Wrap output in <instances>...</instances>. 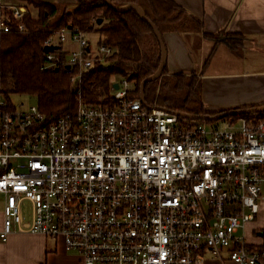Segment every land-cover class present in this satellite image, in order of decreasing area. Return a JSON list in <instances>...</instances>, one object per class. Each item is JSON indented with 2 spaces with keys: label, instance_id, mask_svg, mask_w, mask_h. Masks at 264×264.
Segmentation results:
<instances>
[{
  "label": "built area",
  "instance_id": "built-area-1",
  "mask_svg": "<svg viewBox=\"0 0 264 264\" xmlns=\"http://www.w3.org/2000/svg\"><path fill=\"white\" fill-rule=\"evenodd\" d=\"M0 29L9 31L3 11ZM67 40L78 47L62 64L79 72L113 52L106 37L94 46L69 27L46 46ZM115 83L105 101L48 122L38 104L10 102L0 81L1 239L62 237L85 264H264L241 233L264 192V111L208 127L130 96L126 77Z\"/></svg>",
  "mask_w": 264,
  "mask_h": 264
},
{
  "label": "trees",
  "instance_id": "trees-1",
  "mask_svg": "<svg viewBox=\"0 0 264 264\" xmlns=\"http://www.w3.org/2000/svg\"><path fill=\"white\" fill-rule=\"evenodd\" d=\"M26 10L15 17L13 10L4 9L9 31L0 29V81L5 97L32 95L48 122L65 114H75L80 101L99 103L111 95L118 76L133 83L130 96L141 97V82L152 75L161 63V46L153 28L135 8L118 10L106 0H75L74 3H54L45 0H20ZM116 6L131 3L140 5L147 17L161 33L178 31L202 32L205 38L219 42L222 33L204 30V22L190 14L175 0H112ZM103 21L99 24L98 20ZM71 26L83 32H98L107 38L113 52L108 61L86 71L68 69L62 64L67 51L62 46L54 49L58 64L49 66L44 50L46 41L56 31ZM231 49L237 53L245 37L239 33L225 34ZM217 46V44H216ZM215 46V48H216ZM213 48V49H215ZM212 54H208L211 57ZM208 56L203 66L208 62ZM76 81L72 80L78 75ZM145 98L150 105L198 115H217L222 111L208 110L202 100V80L197 69L190 73H170L166 65L163 74L145 87ZM253 106H244L246 109ZM245 111L228 116L249 117ZM223 117V118H225ZM202 123L211 120L192 119ZM264 240V230H262ZM264 250V242L259 246Z\"/></svg>",
  "mask_w": 264,
  "mask_h": 264
},
{
  "label": "crops",
  "instance_id": "crops-1",
  "mask_svg": "<svg viewBox=\"0 0 264 264\" xmlns=\"http://www.w3.org/2000/svg\"><path fill=\"white\" fill-rule=\"evenodd\" d=\"M54 3H74L75 0H45ZM190 14L204 22V30L222 33L214 49V59L220 54L229 60V67L218 68L204 64L208 52L202 32L190 33L195 42L199 36V61L186 33L168 31L164 40L168 52L170 73L197 69L202 80V100L208 110L222 111L244 106L264 105V0H175ZM18 6L20 0H0V17L4 9ZM242 34L244 45L234 52L223 34ZM224 40V41H222ZM220 43V44H219ZM221 47H224L221 49ZM212 54V56H213ZM211 56V57H212ZM222 57H218L221 60ZM222 61V60H221ZM207 68L209 70H207ZM213 68V69H210ZM4 202L0 200V231L3 227ZM264 230V192L257 217L241 231L249 244L261 246ZM0 264H85L75 252L66 248L62 237L41 233L14 232L7 240L0 237ZM205 264H236L230 260L207 257Z\"/></svg>",
  "mask_w": 264,
  "mask_h": 264
},
{
  "label": "water",
  "instance_id": "water-1",
  "mask_svg": "<svg viewBox=\"0 0 264 264\" xmlns=\"http://www.w3.org/2000/svg\"><path fill=\"white\" fill-rule=\"evenodd\" d=\"M107 4L115 9H118V10H125V9H128V8H135L139 14L141 15V17L143 18V20H145L154 30L156 36H157V39L160 43V46H161V63L158 67V69L150 76L146 77L142 82H141V100L146 104L148 105V102L146 101V98H145V87H146V84L150 81H154L156 80L157 78H159L163 72H164V69L167 65V60H168V52H167V46H166V43H165V40H164V37H163V34L161 33V31L159 30V28L156 26V24L154 22H152L146 15L144 9L136 4V3H131V4H128V5H125V6H116L113 4L112 0H106ZM103 20L102 19H99L98 20V23L100 24ZM69 28H71V26H69ZM54 49H56V46L54 45H49V46H45L44 50L45 52H50V51H53ZM69 67V66H67ZM118 84L115 83L114 84V88L117 89L118 88ZM172 111V110H171ZM242 111H245V112H248V113H252V112H257V111H264V105H261V106H253V107H250V108H246V109H239V108H234V109H228L224 112H221L217 115H208V114H204V115H198V114H189V113H185V112H181V111H172L173 113H176L182 117H185V118H189V119H203V120H215V119H219V118H223L227 115H231V114H234V113H238V112H242Z\"/></svg>",
  "mask_w": 264,
  "mask_h": 264
},
{
  "label": "rangeland",
  "instance_id": "rangeland-1",
  "mask_svg": "<svg viewBox=\"0 0 264 264\" xmlns=\"http://www.w3.org/2000/svg\"><path fill=\"white\" fill-rule=\"evenodd\" d=\"M190 35H192V34L186 33L185 36H186L187 39L188 38L190 39V43H191V45L193 47L194 53L198 56L197 58H198V61H199L200 60L199 59L200 53H199V48L198 47H199V38L200 37L197 36V41L195 42L193 39L190 38ZM100 36L101 35L98 32H88V39H89L90 42H92L94 44V46H96L95 43L100 38ZM56 38H57V34L55 35V39ZM222 41H224V40H222ZM216 44L217 43H216L215 40L207 38V42H206V45L204 47L205 51L208 52V50H209V53L213 54V52H214L213 48H215ZM77 47H78V44L76 42L71 41V40H67L64 43V48L67 51L68 57H70V55L72 54V51L75 50ZM222 48H224V47H221V49ZM218 49H219V46H217L216 52L218 51ZM207 56H208V54L205 56V58ZM214 56H215V53L213 54L212 57L208 56L209 59H208V62H207L208 64L207 65H211L212 67H218V68H227V67H229V60H227V58L224 57L225 55L223 57H222L221 54L218 56V57H222L221 58L222 61L219 60L218 57L216 59H214ZM205 58H204V60H205ZM210 69H213V68H210ZM207 70H209V69L207 68ZM120 79H121V76H118L116 78L115 82L119 81ZM112 91L113 90L111 89V93H112ZM11 99H12V101L15 104H18V105L22 104V103L25 106H28L30 104H37L36 98L34 96H32V95H13L11 97ZM223 119L224 118H219V119L207 121L206 125L208 127H215V126L221 125Z\"/></svg>",
  "mask_w": 264,
  "mask_h": 264
}]
</instances>
